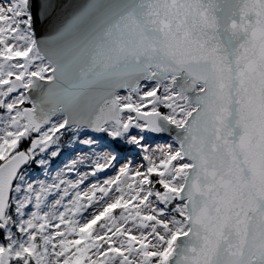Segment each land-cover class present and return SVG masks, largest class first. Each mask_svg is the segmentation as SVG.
<instances>
[{"label":"snow or ice","instance_id":"snow-or-ice-1","mask_svg":"<svg viewBox=\"0 0 264 264\" xmlns=\"http://www.w3.org/2000/svg\"><path fill=\"white\" fill-rule=\"evenodd\" d=\"M0 264H264V0H0Z\"/></svg>","mask_w":264,"mask_h":264}]
</instances>
